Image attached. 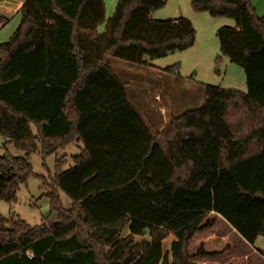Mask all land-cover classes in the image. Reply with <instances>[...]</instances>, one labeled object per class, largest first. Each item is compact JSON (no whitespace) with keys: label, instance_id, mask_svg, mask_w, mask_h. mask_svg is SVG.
I'll return each instance as SVG.
<instances>
[{"label":"trees","instance_id":"16d2710c","mask_svg":"<svg viewBox=\"0 0 264 264\" xmlns=\"http://www.w3.org/2000/svg\"><path fill=\"white\" fill-rule=\"evenodd\" d=\"M165 2L120 0L92 59L84 40L98 36L104 0H24L18 9L0 44V137L24 157L0 156V201L14 202L32 175L30 154L82 149L49 177L50 212L39 226L0 216V264L209 260L218 254L191 255L189 245L211 228V213L249 245L264 237V18L249 0H192L193 11L234 21L216 31V65L224 57L242 68L246 91L205 86L200 108L152 134L110 61L148 67L145 59L193 46L189 20L151 19Z\"/></svg>","mask_w":264,"mask_h":264},{"label":"rangeland","instance_id":"374dc122","mask_svg":"<svg viewBox=\"0 0 264 264\" xmlns=\"http://www.w3.org/2000/svg\"><path fill=\"white\" fill-rule=\"evenodd\" d=\"M22 1L0 0V15L7 19V23L0 28V44L7 42L18 26L20 16L17 13L18 9L14 10ZM113 2L117 4L118 0H105L104 20L96 27L98 36L84 40L90 59L94 57L96 49L99 51L103 47L108 36L107 21L113 16L116 7L112 5ZM191 2L192 0H166L162 8L151 13V19L158 21L177 18L189 20L195 31V42L191 48L159 59H145L148 67L131 65L114 59L110 61L114 74L125 84L128 101L152 134H162L172 118L200 108L203 105L205 86L241 93L246 91L242 68L231 64L224 57L219 58L216 65V60L220 56L216 31L222 27L234 28V21L212 18L207 13L195 12L191 8ZM174 65H178L175 74L162 72ZM3 144L4 139L0 137V156L8 154L13 157H24V153ZM81 149L82 145L74 142L46 156L44 160L38 152L30 154L32 175L25 183L19 185L14 202L0 201V216L19 219L31 227L39 226L41 219L50 212L49 201L43 196L49 190V177H53L57 167L61 171L72 167V158L79 155ZM61 201L63 208L69 206V200L62 195ZM213 217L215 218L209 215L207 218L212 223V227L193 237L189 245V254H195L198 250L218 253L228 247L226 244L229 243L235 251L229 254L228 250L216 259L194 261L192 264H238L237 260L228 261L234 258L236 252L240 253H237L239 257L245 255L241 251L242 244L230 233L226 225ZM140 239L136 238V241ZM143 239H147L146 236ZM169 242L170 238L163 243L164 250ZM254 247L264 254V237L258 238ZM257 257L259 254L255 256L250 254L246 264H257Z\"/></svg>","mask_w":264,"mask_h":264},{"label":"crops","instance_id":"0c3cea01","mask_svg":"<svg viewBox=\"0 0 264 264\" xmlns=\"http://www.w3.org/2000/svg\"><path fill=\"white\" fill-rule=\"evenodd\" d=\"M119 1L120 0H118V2ZM249 1H250L251 5L253 6L256 14L259 17L264 18V0H249ZM23 2H24V0L21 3H19V5L17 6V8L14 11L19 9ZM112 5H117V4H115V2H113ZM104 14H105V0H104ZM210 215L215 216V218L213 217L215 220H220V222H222L224 225H226L228 227V229L230 230V233L232 235L236 236L238 238V241L242 244V248L243 249L241 251L245 255L239 257L238 254H240V253L236 252V255L234 256V258H230L228 262H232V261H236L237 260V262H239L238 264H246L247 261L249 260L248 258L250 257V254H251V256H255L256 254H259V257H257V264H264V254H263V252H261V250H256V248L254 247V244L256 243L258 238L256 239V241L254 242L253 245H249L243 239H241L239 237V235L237 233H235V231L229 225H227V223H225L219 216H217V215H215L213 213H211ZM205 231H207V230H205ZM259 238H261V237H259ZM226 246H228V247H225L222 251H220L218 253H215V254H218V256H216L215 258L209 259V260L216 259L217 257H219V255H223L224 253H227L228 250H229V254H233L234 251H235L234 250L235 248L234 247L232 248L230 246V243L226 244ZM203 252H205V251H203ZM205 253L211 254L210 252H205Z\"/></svg>","mask_w":264,"mask_h":264}]
</instances>
